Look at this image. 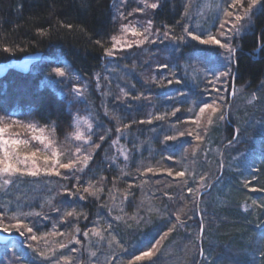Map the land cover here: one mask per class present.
Here are the masks:
<instances>
[{"label":"trees","instance_id":"obj_1","mask_svg":"<svg viewBox=\"0 0 264 264\" xmlns=\"http://www.w3.org/2000/svg\"><path fill=\"white\" fill-rule=\"evenodd\" d=\"M150 1L155 6L144 16L159 43L117 53L113 59L107 57L116 19L111 0H0V64L41 54L78 84L52 85L55 96L42 82L45 71L40 72V65L33 67L38 74L8 71L0 78V124L18 120L21 131L25 126L33 127V132L49 131L60 144L71 129L72 110L82 106L92 114L93 153L88 165L80 173L44 180L31 211L21 208L19 216L27 220L29 230L19 233L29 242L31 237L48 236L45 242L51 247L56 244L53 248L68 247L74 234L84 262L88 256L83 250L92 244L84 236L97 241L96 234H90L98 232L104 244L115 241L116 251L104 255L120 264H130L164 234L167 241L156 255L133 264H181L180 258H185L183 264H196L200 248L214 264H264V247L260 249L256 242L264 241V0L251 15L248 31L231 45L232 67L237 72L234 87L256 96L257 101L237 112L239 121L228 117L225 123H217L213 136L218 152L212 158L208 154L204 160L198 158L208 172V185L221 173L200 202L218 190L214 194L220 193L222 204L213 212L225 221L219 228L206 230L197 217L193 182L198 181V167L192 166L196 159L182 168V156L195 151L204 156L206 146L199 142L198 148V141L187 137L176 140V131L169 127L178 131L186 126L192 106L198 109L207 104L198 86L185 84L183 68L192 62L198 66V59L206 61L213 51L188 38L190 0ZM108 61H119L127 69L121 82L106 79ZM78 86L86 89L76 99L73 88ZM226 90L223 108L230 105L233 111L235 103L228 102L231 83ZM119 134L138 140L134 144L119 139L129 153L126 164L113 158L112 146ZM234 159L237 167L232 170L229 162ZM158 169L180 174L179 178L155 175ZM243 203L253 210L241 211ZM14 215L10 207L0 210L3 221ZM180 218L188 223L183 230L175 226L182 222ZM74 248L70 245L67 250ZM30 249L18 241L0 243V264H39L38 249L37 253Z\"/></svg>","mask_w":264,"mask_h":264},{"label":"rangeland","instance_id":"obj_2","mask_svg":"<svg viewBox=\"0 0 264 264\" xmlns=\"http://www.w3.org/2000/svg\"><path fill=\"white\" fill-rule=\"evenodd\" d=\"M111 1L114 8L113 14L116 16V19L113 21L114 33L110 41L111 51H109L107 57L116 59L118 56L117 53L129 51L140 46L142 49L146 46L150 48L156 43H159V36L156 33H152L151 25L144 16L155 6L154 3L150 0ZM190 3L191 10L188 16L190 26H188L186 32L188 33V38L196 42L198 46L212 50L213 53H211L212 55L206 61L198 59V66L196 65L197 62H192V64L184 66L183 76L186 80L185 84L191 87L198 86V92L201 93V98L207 101V104L198 109H194L193 106L191 107L188 113L189 118L185 121L186 126L178 129V131L172 127H169V129L176 131V140L187 137L186 139L198 141V148L200 146L199 142L206 146L203 151L205 153L204 156L201 152L198 153V151L182 156L183 169L187 168V161L196 159V162H193L192 166L194 170L198 167L195 170L198 181L196 183L193 182V185L195 194L199 196L209 186L206 180L208 172L200 164L203 163L207 154L212 158L211 155L218 152V147H216L218 145L217 143L215 144L216 140L215 136H213L214 130L218 131L216 124L218 123L220 125L221 122L225 123V120L228 121V117L237 120V112L240 109L244 108V106H254V102L257 101L256 96L252 94L247 96L242 88L234 87L233 99L231 101L235 103L233 111L229 109L230 105L226 106L228 107L227 110L226 107H224L225 109L223 108V98L227 91V85L235 81L237 73L232 67V42L237 36L248 31L251 24V15L259 11L261 0H190ZM129 5H132V7ZM110 54L113 56H110ZM35 65H40V72L45 71L42 82L49 85L51 93L55 96L56 94L52 90L53 86L60 84L64 86V84L67 85L73 81V78L67 74L65 69H60L54 62L46 61V58L42 55L40 61L32 65L29 70L30 73L38 74L37 71L33 70ZM104 69L107 73L106 79H110L113 83H117V81L118 83L121 82L127 71V69L120 65L119 61H108ZM72 83L73 85H78L76 81ZM85 89L83 86L73 88V97L78 99L83 95L82 91L85 92ZM168 90L167 88L166 91ZM165 93H162L164 97L166 96ZM57 96H61V94H57ZM105 108L103 107V110ZM230 111L232 114H230ZM70 114L71 129L65 135L64 142L60 144L54 141L49 131L44 133L41 129L33 132L34 128H29L28 126H25L24 131H21V121L9 119L6 121L8 123L6 124L7 126L0 124V210L10 207L13 214H17L9 216V220L6 221H3L0 216V233L17 237V239L14 238L8 241V244L12 245L14 241H18L21 245L27 243V246L31 247L32 249L30 250L32 251L38 249L39 254L35 251L37 253L35 260H38L39 264H82L84 262L81 258V249L77 246V239H75V236L73 237L74 234L69 239H72L70 245L72 247L76 246V248L73 251H68L67 248L70 245L66 248L61 246V248H53L56 245L53 244L51 247L52 244L50 242H45L48 236L42 240L31 237L29 242L27 239H24V235L19 233L28 234L29 230L26 224L28 223L26 222L27 220L19 216L22 213L21 208H26L31 211L41 191L45 187L44 180L54 175L66 176L77 171L80 173L88 165L89 158L93 153V147L91 148L90 145L92 131L91 111L88 112V108L79 106V108L72 110ZM243 125L247 129L251 126L248 122H245ZM131 137H124V134H119L113 142V158L120 159L124 164L127 163L129 156L124 143L127 141L134 142V144L138 142L136 136ZM48 138H51V142ZM119 139H123L125 142L122 141L121 143ZM189 156H192L191 159ZM199 156L203 158L202 163L198 162ZM229 163L233 166L232 170L234 168L236 169L237 162L235 159ZM162 172V170L158 169L153 173L155 175L164 174L173 179H178L180 175L176 173L172 174L168 170ZM188 178L191 177L189 176ZM217 191L215 192L217 193ZM214 193L204 198L198 205L197 217L201 221L202 228L204 227L205 230L207 228H219L220 222L225 221V219L219 218L213 212L222 204L221 199H218L220 193ZM252 208L253 206L251 207V205H245L244 203L240 207L241 211L247 212L252 211ZM199 209L201 210V215ZM207 220L208 223L206 222ZM181 221L175 223V226L183 230L188 223H186L187 221L184 222L183 219ZM171 229L168 231H172ZM91 232L92 230L89 231V233ZM95 234L97 241L91 240L87 235L84 236L92 243L86 246L87 249L84 248L83 250L87 252L88 256V260L84 264H120L119 260L104 255L106 251L112 254L116 251L114 248L115 241L110 240L104 244L100 233H91L90 235ZM167 237V234L158 236L152 246L139 256L134 257L130 261V264L143 261V259H150L156 255L158 253L157 251L167 241ZM209 238L213 241L211 244L216 248L217 244L214 242L213 236L211 235ZM257 241L260 249L264 247L263 240L260 241L257 239ZM36 242L38 244L31 246ZM40 244L42 246L39 248ZM104 246L106 247L105 251L102 249ZM200 251L202 252L200 264H214L211 262V256L204 254L201 248ZM185 252L181 256H184ZM184 259L180 258L181 264H183L182 261ZM215 264H218V262Z\"/></svg>","mask_w":264,"mask_h":264},{"label":"water","instance_id":"obj_3","mask_svg":"<svg viewBox=\"0 0 264 264\" xmlns=\"http://www.w3.org/2000/svg\"><path fill=\"white\" fill-rule=\"evenodd\" d=\"M40 58H41V54H33V55L24 56L19 60H10L6 63H1L0 64V78L5 76V74L8 71H14V72L26 75L29 72L31 66L40 61ZM233 89H234V82L231 83V90L229 93V99H231L233 97ZM227 109H228V107H226V110ZM225 117H226V115H225ZM220 176H221V173L217 179H215L212 183L209 184V186L205 192H208L210 190L211 186L219 180ZM205 192L200 193V195L197 198V215H198V205L200 202V197ZM201 237H202V228L200 229V232H199V248L201 247ZM14 238L17 239V237H11V236H8L6 234L0 233V243L1 244L7 243L8 241H10ZM201 259H202V252L200 251L197 264H200Z\"/></svg>","mask_w":264,"mask_h":264},{"label":"bare ground","instance_id":"obj_4","mask_svg":"<svg viewBox=\"0 0 264 264\" xmlns=\"http://www.w3.org/2000/svg\"><path fill=\"white\" fill-rule=\"evenodd\" d=\"M233 55H234V53H233ZM232 99H233V97L231 99H229V97H228V102L231 103Z\"/></svg>","mask_w":264,"mask_h":264}]
</instances>
